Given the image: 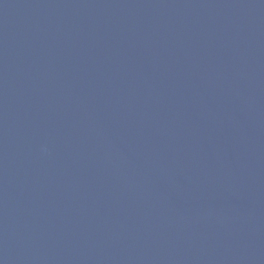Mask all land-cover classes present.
<instances>
[{
  "label": "water",
  "instance_id": "1",
  "mask_svg": "<svg viewBox=\"0 0 264 264\" xmlns=\"http://www.w3.org/2000/svg\"><path fill=\"white\" fill-rule=\"evenodd\" d=\"M0 264H264V0H0Z\"/></svg>",
  "mask_w": 264,
  "mask_h": 264
}]
</instances>
